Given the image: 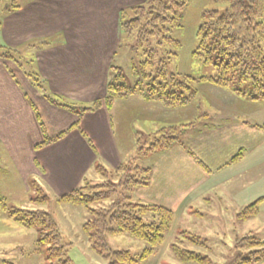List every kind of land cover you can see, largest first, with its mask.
<instances>
[{
  "label": "crops",
  "instance_id": "obj_1",
  "mask_svg": "<svg viewBox=\"0 0 264 264\" xmlns=\"http://www.w3.org/2000/svg\"><path fill=\"white\" fill-rule=\"evenodd\" d=\"M8 1L0 0V45L31 48L34 63L27 71L44 87L37 90L21 65L0 58V160L15 171L23 189L35 180L45 194L61 198L81 187L96 167L114 171L130 162L145 133L175 127L176 141L169 148L142 150L143 156L153 155V162L144 168L149 182L137 188V201L173 212L204 207V216L247 206V194L257 183L249 158L256 146L241 140L258 133L245 122L194 115L191 106L180 108L179 119L170 118L177 109L152 108L158 103L141 98L134 105V99H121V107L111 109L103 104L119 43L118 14L145 0H17L20 8L14 12ZM43 41L49 46L29 47ZM43 93L76 111L49 104ZM219 100L225 109L245 99ZM96 103L93 112L77 110ZM224 184L230 185L228 191H222Z\"/></svg>",
  "mask_w": 264,
  "mask_h": 264
},
{
  "label": "rangeland",
  "instance_id": "obj_2",
  "mask_svg": "<svg viewBox=\"0 0 264 264\" xmlns=\"http://www.w3.org/2000/svg\"><path fill=\"white\" fill-rule=\"evenodd\" d=\"M13 1L17 0L8 1L9 7L13 5ZM134 7L120 11L118 14L119 23L121 13ZM219 9L221 7L215 3V0H188L180 18L179 27L171 29L167 35L178 46L177 48H173L171 45L164 46H170L172 49L169 51L175 54L174 57L169 56L170 61L167 59L168 65H166L164 55L160 53L162 47L160 48L158 45L159 39L149 38L147 43L142 41L141 47L136 48L134 40L122 35L120 24H118L119 43L109 65L110 73H112L110 79L116 73L113 70L118 68L121 78L117 83L123 86L121 99H134L131 100V104L134 105L137 103L135 99L144 98L141 93H138L139 91L147 90L146 92L150 96L149 90L154 89L151 92L153 97L154 93H158L164 87L163 92L170 91L169 88L173 87L169 85L167 89L166 83L172 76L182 83H188L184 87H190L189 92H183L182 99L178 100L181 102L190 100L185 105L191 106L194 115L208 113L213 119L222 118L227 121L235 118L236 122H245L244 124L251 130H256L258 138L252 134L247 141L243 138L241 140L243 144L256 146V151L249 158L253 163L251 176L256 175L257 183H253L251 195L247 194V206L238 211L234 210L233 213L231 209H225L221 212L216 211L214 215L206 213L205 216L202 214L204 208L202 206L195 211H185L184 208L174 212L170 210L173 213L171 226L163 235L162 243L155 249L141 240L122 233L105 238L106 253L104 256H100L92 250V242L83 227L93 219L92 212L105 215L107 218L117 215L118 212L120 215L129 205H145L136 199L137 188L142 187H138L137 184L145 181L144 171L148 170L149 172V169L144 168L149 167L153 162V155L143 156L141 152L143 153L142 150L145 148L148 150L149 147L152 149L149 153H152L155 148L163 150L158 147L162 146L161 143L166 139L170 140L169 143H174L176 141L174 132L177 131L175 127H171V131L167 129H162L160 132L153 131L150 136L145 133L144 142L139 144L138 153H136V149L132 151L130 160L128 159L130 162L121 166L117 171L96 167L79 187L81 196L89 197L94 201L87 206L59 202V198L45 194L40 184L35 180L28 181V190L23 189L15 180L17 177L15 171H11L4 161L0 160V264H115V259L111 258L113 252H129L132 258L138 259L148 250L152 251L150 257L137 264H229L232 261L234 263V259L239 255L242 258L253 259L264 255V132L253 127L264 122V99L253 101L248 98H240L245 100L237 104H228L223 109L219 99L239 98L226 89L202 81V79L214 76L215 69L205 64L202 52L197 50V35L201 25L205 22L204 17ZM132 15L129 12L123 16L124 24L127 23V18L131 19ZM126 27L129 28L130 25ZM0 47H3V50L0 49V53L7 58H10V53L14 52L12 57L18 63L15 65L19 69L21 65L22 72H27V66H30V64L27 65V62L32 60V56H29L31 48L11 49L3 44ZM29 47L36 48L34 44ZM4 48L8 50H4ZM9 60L6 61L13 63V58L12 61ZM164 65L166 66L164 67ZM109 68L107 83L110 81ZM161 83H163V88L159 89ZM146 85L148 86L146 87ZM241 88L247 91L249 89L248 84H244ZM173 91L175 92V88ZM190 95L191 99H186ZM121 99H114L108 108H115L116 105L121 107ZM154 106L164 111L177 109V114L174 113L170 118L177 116L178 119L181 115L180 108L185 107L171 108L161 103L152 104V108ZM201 106L203 107L201 108ZM194 118L197 121L201 117L195 116ZM208 127L206 124L204 125V128ZM159 136L161 138H158ZM155 144L157 145L155 146ZM151 145L153 146L151 147ZM137 158H140L138 164L136 163ZM229 175L226 173L220 177ZM242 185L240 184V186ZM229 186V184H224L222 191H228ZM226 200L229 203L228 199ZM216 202L215 200L210 204L216 206ZM249 202L250 204H248ZM255 203H257L256 207L249 209ZM239 204H241L240 201H237V205ZM16 211H21L23 215L28 212L47 213L56 227L54 235L58 241L52 242L57 244H47V241L50 242L49 239L52 240V236L47 238V231L17 222L15 216L12 215V212ZM143 220L145 219L143 218ZM111 226L115 228L116 225L112 224ZM43 238L44 242L41 241ZM238 244L241 248H238ZM191 256L195 258L191 260Z\"/></svg>",
  "mask_w": 264,
  "mask_h": 264
},
{
  "label": "trees",
  "instance_id": "obj_3",
  "mask_svg": "<svg viewBox=\"0 0 264 264\" xmlns=\"http://www.w3.org/2000/svg\"><path fill=\"white\" fill-rule=\"evenodd\" d=\"M187 2L188 0H146L144 4L121 13L120 31L125 38L129 39L130 37L134 40L136 48L141 47L142 41L147 43L149 38L159 39L158 45L160 48L162 47L160 53L164 55L166 65H168L167 59L170 61L169 56L174 57L175 54L169 51V49H172L170 46H164L171 45L173 48H177L178 46L167 35L171 29L179 27L180 18ZM215 3L221 9L212 11L204 17L205 22L201 25L197 35V50L202 52L205 64L215 69L214 76L202 79V81L215 87L226 89L239 99L248 98L253 101L264 99V0H215ZM19 8L20 6L16 1H13V5L10 6L9 11L14 12ZM129 12L133 15L130 20L129 18L126 19V24L130 25L131 28L126 27L127 25L124 24L123 17ZM49 44L50 42L43 41L34 45H38L37 48H43L44 46H49ZM0 49L3 50V47H0ZM4 50L8 49L4 48ZM13 53H10V58L0 53V58L4 60L10 59L11 61L13 58V64H16L17 60L15 62L14 57H12ZM33 63V59L27 62V65L30 64L29 67L27 66L28 70L33 67ZM143 64L148 66L146 63ZM110 71L109 68V79L112 75ZM113 71L116 73L113 74L107 83L106 98L105 102L103 101L106 107L110 106V103L114 99H121L123 94L122 84L117 83L121 78L119 69L117 68ZM27 72L25 76L31 80L37 90L43 92V83L39 81L37 75L30 71ZM149 74L151 73L149 72ZM159 75L161 76V74ZM163 83L159 84V89L163 88ZM181 83L179 79L171 76V79L166 83L167 89L169 85L173 87L172 89L169 88L170 91L163 92L164 87L158 93H154V97L151 95L154 89L149 90L150 96H148L147 90L139 91L138 93H141L144 96L142 99H145L147 102L155 101L171 108L186 106L190 100L181 102L178 99H182L183 92H189L190 87H184L188 83ZM244 84H248V91L241 88ZM174 88L175 92L173 91ZM43 95L49 104L53 106L76 111L75 108L71 107L72 105L64 103L62 99L46 96L45 93ZM191 97L190 95L186 99H191ZM97 106L98 104L96 103L77 110L81 113H89L93 112ZM253 127L264 131V122L259 126ZM158 138L161 137L159 136ZM169 142L170 140L166 139L161 143L163 145L158 148L166 150L171 146ZM155 150L157 149L155 148ZM147 151H152V149L149 147L148 150L146 149ZM235 159L237 160L238 157ZM144 172L145 181L137 184L138 187H145L149 182V172L148 170ZM79 190L80 188L59 198V202L86 206L94 202L89 197L81 196ZM256 205L257 203L251 205L249 209L255 208ZM126 208L125 212L120 211V215L118 212L117 215L107 218L105 215L92 212L93 219L83 227L84 232L92 242V250L98 255L104 256L106 253V237L121 235L122 233L145 242L152 249H155L162 243L163 235L168 231L172 223L173 213L170 210L156 205L137 204L129 205ZM24 214L21 211L12 212V215L15 216L17 222L20 224L47 231V238L52 236V240L48 238L50 241H47L48 245L57 244L53 243L58 241L54 235L56 227L47 213L28 212ZM112 224L116 225L115 228L111 226ZM44 240L43 238L41 241L44 242ZM238 248H241L239 244ZM151 252L150 250L145 251L138 259L132 258L129 252H113L111 258L115 259V264H137L149 258ZM194 258L191 256V260ZM261 261H264V255L256 259L242 258L239 255L234 259V263L237 262L238 264H257ZM234 263L232 261L229 264Z\"/></svg>",
  "mask_w": 264,
  "mask_h": 264
}]
</instances>
